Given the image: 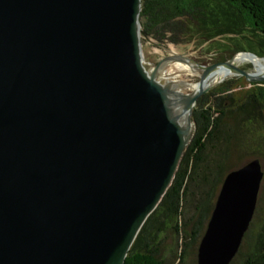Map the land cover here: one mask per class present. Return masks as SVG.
<instances>
[{
    "label": "water",
    "instance_id": "obj_1",
    "mask_svg": "<svg viewBox=\"0 0 264 264\" xmlns=\"http://www.w3.org/2000/svg\"><path fill=\"white\" fill-rule=\"evenodd\" d=\"M139 13L140 0H0V264H124L204 93L184 136L169 86L215 65L264 84L228 60L157 79L147 70L165 60L146 67ZM262 176L258 158L225 174L197 264L235 256Z\"/></svg>",
    "mask_w": 264,
    "mask_h": 264
},
{
    "label": "trees",
    "instance_id": "obj_2",
    "mask_svg": "<svg viewBox=\"0 0 264 264\" xmlns=\"http://www.w3.org/2000/svg\"><path fill=\"white\" fill-rule=\"evenodd\" d=\"M139 21L145 34L140 41L177 45L189 28L202 41L226 35L245 38L251 33L262 38L248 45L258 46L262 53L258 55L264 56V0H140ZM242 78L248 86L222 81L196 100L190 114L192 136L124 264H171L168 259L173 256L178 258L176 264H197V246L225 174L264 155V85ZM261 182L263 186L264 170ZM228 264H264L261 196Z\"/></svg>",
    "mask_w": 264,
    "mask_h": 264
},
{
    "label": "rangeland",
    "instance_id": "obj_3",
    "mask_svg": "<svg viewBox=\"0 0 264 264\" xmlns=\"http://www.w3.org/2000/svg\"><path fill=\"white\" fill-rule=\"evenodd\" d=\"M245 35H246L245 38L240 36L236 38H230V36L226 35V36L216 37L209 41H202L201 39H199V35L195 33L192 28H189L187 34L183 37V42L177 45L165 44V43L157 42L153 39L140 41V44H141L143 59L147 68H150L151 66L159 63L162 60H167L168 57L174 55V58L165 61L163 66V71L161 73L162 77L168 78L172 75H175L178 71L185 68L187 65L191 64L192 61L194 62L227 61L232 59V57L238 53H248V52L260 56L258 54H262V53H260L261 51L258 50L257 48L258 46H249L248 44L251 45V43L259 42L261 41L262 37L254 34L252 35L251 33L249 34L246 33ZM241 47L244 50H240ZM180 54H182L183 56H180ZM232 64H235L239 68L245 69L247 71H251V72L256 71V69L254 68V64L252 62H236ZM209 67L190 72L182 76V78H180L179 80H183L189 83H196L203 77L205 71ZM228 80H234L235 83L245 82L241 75H233L231 73L230 75L224 77L223 79H220L217 82H215L210 89H207L204 92H207L208 90H211ZM252 82H255L259 85H264L256 80H252ZM245 84L247 83L245 82ZM181 91L182 93L187 94L190 92V89L182 88ZM260 157L258 159L261 163L262 170H264V155H261ZM258 196H261L264 200V185L262 186V182L259 187L257 198ZM178 252L179 250L176 251V253ZM165 257H167L168 259L169 254L165 255ZM168 260H171L170 262L171 264H176L178 262L177 256L176 257L173 256Z\"/></svg>",
    "mask_w": 264,
    "mask_h": 264
},
{
    "label": "bare ground",
    "instance_id": "obj_4",
    "mask_svg": "<svg viewBox=\"0 0 264 264\" xmlns=\"http://www.w3.org/2000/svg\"><path fill=\"white\" fill-rule=\"evenodd\" d=\"M171 58H174V55L169 59ZM165 61H162L155 68L151 67L150 70H147V73H149L151 70H154L157 79H166L161 76ZM228 61L230 63L252 62L254 64V68L256 69L254 73L264 79V58H259L253 53L248 52L238 53ZM230 74L231 71L228 68L215 65L210 66L205 71L203 77L196 83H189L178 79L175 83L169 86L168 92L165 94V102L170 109L172 117L179 124L184 136H187L190 131V122L187 118L188 110L185 107L186 102L189 101L197 91H205L210 89L215 82ZM182 88H189L190 92L184 94L181 91Z\"/></svg>",
    "mask_w": 264,
    "mask_h": 264
}]
</instances>
